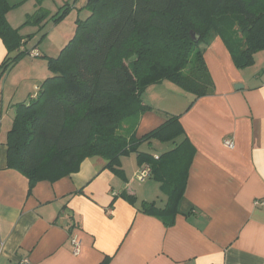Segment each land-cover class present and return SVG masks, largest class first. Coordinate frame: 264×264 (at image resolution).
<instances>
[{
    "label": "crops",
    "instance_id": "1",
    "mask_svg": "<svg viewBox=\"0 0 264 264\" xmlns=\"http://www.w3.org/2000/svg\"><path fill=\"white\" fill-rule=\"evenodd\" d=\"M7 2L21 3L6 15L13 29L39 8L35 0ZM22 49L38 52L36 45ZM6 56L0 39V65ZM34 58L29 55L0 80V264L24 259L28 264H264V205L255 206L264 201V51L255 55L253 66L239 70L216 38L205 52L215 93L189 110L192 96L174 84L176 89L169 88L175 92L169 93L181 101L178 109L156 106L160 96H147L153 86L143 94L152 110L138 115L137 139L168 115H182L185 135L178 142L188 138L195 151L171 227L124 199L133 195L138 202L161 207L167 202L154 177L134 183L141 168L135 155L121 158L114 168L118 173L106 168L101 157L86 158L77 172L39 181L32 189L26 176L7 167L16 105L35 98L48 75L43 71L42 79L34 78ZM226 140L234 143L233 149L225 146ZM73 236L81 243L78 255Z\"/></svg>",
    "mask_w": 264,
    "mask_h": 264
},
{
    "label": "trees",
    "instance_id": "2",
    "mask_svg": "<svg viewBox=\"0 0 264 264\" xmlns=\"http://www.w3.org/2000/svg\"><path fill=\"white\" fill-rule=\"evenodd\" d=\"M36 2L38 10L24 25L42 28L49 12L41 7L43 0ZM20 4L0 0V39L7 50L0 80L31 54L22 49L31 37L25 41L21 28L13 29L6 18ZM62 9L52 17L54 22L71 10L67 5ZM83 9L89 16L77 19L73 38L57 58L47 57L51 76L35 98L16 105L7 167L26 176L32 189L39 181L54 182L77 172L86 158L101 157L106 168L114 169L121 158L135 155L140 166H151L167 202L161 207L138 202L133 195L124 199L171 227L180 213L195 152L188 138L178 142L185 135L182 115H168L140 139L135 132L129 139L121 134L122 123L152 110L142 96L164 81L192 96L187 110L213 95L205 52L216 38L237 69L253 66L255 55L264 51V0H202L201 5L188 0H87ZM152 141L172 143L174 148L160 156L140 150Z\"/></svg>",
    "mask_w": 264,
    "mask_h": 264
},
{
    "label": "rangeland",
    "instance_id": "3",
    "mask_svg": "<svg viewBox=\"0 0 264 264\" xmlns=\"http://www.w3.org/2000/svg\"><path fill=\"white\" fill-rule=\"evenodd\" d=\"M86 2L87 0H81V1L80 0H43L42 6L47 7L48 10L52 12V13L49 12V17L42 21L43 27L39 29V27H36L33 25L25 26L24 25L25 23L22 25L21 29L24 28L23 33L26 35L25 38H28L27 36L28 34L33 33L32 35H30L31 38L29 39L30 41H28L27 44H29L31 48L35 47L36 45V48L38 49L37 57L34 58L36 61H38V63L34 66L35 69H33L34 75L36 74L34 78H36L37 76L38 77L40 76L41 78L43 71L44 73H48L47 75L48 78L51 76V73L48 70L47 57L57 58L60 55V52L62 51L64 46H66L65 44L73 38L76 32L77 19L78 18L86 19L88 16V12L85 9L84 11L83 10L79 11L81 7H84ZM188 3L201 5L202 0H188ZM77 4H79V6L76 8L75 5ZM66 5H67V8L69 7L71 8V10H69V13L60 22H57V23L54 22L52 17L61 14L64 11L62 8ZM45 7L44 9L46 10ZM231 17H232V14L229 13L228 18H227L229 22H231ZM43 35H46V36L42 38ZM28 57L29 56L25 57L24 59H27ZM133 58L134 56L128 57V59L130 60ZM47 77H45L40 82L43 83ZM169 87L171 88L174 87V89H176L175 86H173V84L165 81L162 86H159V84L153 86V88L149 90L151 92L147 94V96H149V94L151 93H153L157 97L160 96L159 98L157 97L156 98L163 105H160L159 102H156L155 104L162 110H165L164 109L165 107L170 108L169 107L170 105L174 109L175 108L178 109L181 106L180 105L181 101H179L178 97L170 95V93L173 94V92L175 91L174 90L170 91L171 88ZM160 93H163V94L160 95ZM163 96H164L163 100H165V98L167 99L165 102L161 100ZM161 113L165 114L164 111H161ZM138 118H139L138 115H134L133 117L126 119L122 123V128L120 130L121 134L126 135V137L129 139L132 133L135 132L134 124L137 123ZM135 138L137 139L136 135H135ZM152 142H155V141H152ZM170 147H172V143L163 144L157 141V143H155L154 145L153 143L152 144L145 143L140 147V149L143 152L155 154V153L162 152V150H167V148H170ZM131 159L132 161H134L133 157ZM134 183L137 184L140 182L134 179Z\"/></svg>",
    "mask_w": 264,
    "mask_h": 264
},
{
    "label": "built area",
    "instance_id": "4",
    "mask_svg": "<svg viewBox=\"0 0 264 264\" xmlns=\"http://www.w3.org/2000/svg\"><path fill=\"white\" fill-rule=\"evenodd\" d=\"M37 51H31L32 56L37 57ZM225 146H227L229 149H233L234 148V143L231 140H226L225 141ZM152 176V169L151 166L148 164H144L141 166L140 170L138 171V173L136 174V180L140 183H144L145 181H147L150 177ZM264 205V201H256L255 202V206H262ZM71 243L74 249V254L78 255L79 251H80V246L81 243L78 239L77 236H73L71 238ZM18 264H28V260L24 259L21 260Z\"/></svg>",
    "mask_w": 264,
    "mask_h": 264
},
{
    "label": "water",
    "instance_id": "5",
    "mask_svg": "<svg viewBox=\"0 0 264 264\" xmlns=\"http://www.w3.org/2000/svg\"><path fill=\"white\" fill-rule=\"evenodd\" d=\"M191 37L195 42H199L200 37L195 32H191ZM237 89V87H236Z\"/></svg>",
    "mask_w": 264,
    "mask_h": 264
}]
</instances>
